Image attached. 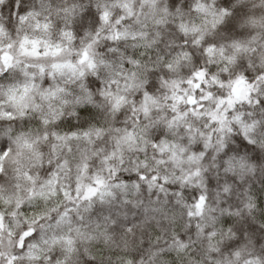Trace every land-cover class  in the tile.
<instances>
[{
    "label": "trees",
    "instance_id": "obj_1",
    "mask_svg": "<svg viewBox=\"0 0 264 264\" xmlns=\"http://www.w3.org/2000/svg\"><path fill=\"white\" fill-rule=\"evenodd\" d=\"M153 1L0 0V47L41 37L76 67L0 73V264H264V0Z\"/></svg>",
    "mask_w": 264,
    "mask_h": 264
},
{
    "label": "rangeland",
    "instance_id": "obj_2",
    "mask_svg": "<svg viewBox=\"0 0 264 264\" xmlns=\"http://www.w3.org/2000/svg\"><path fill=\"white\" fill-rule=\"evenodd\" d=\"M150 1L154 3L153 0ZM88 60L89 59L86 60L85 58H83V64L86 65ZM20 61L38 63L42 68H52L56 70L57 74L63 76L64 83H68L69 85H71L70 83H72L73 81V77L70 76L71 73L75 71L76 67L71 63L69 53L67 51H63L60 48L48 45L47 41L44 38L37 37L33 40H25L24 42H21L19 44L0 47V73L8 69L12 64L17 65L16 63ZM31 86L32 85H16V83L13 82L5 90L3 89V99H5L4 103L9 108L5 111L6 115L11 116L12 114H14V112H19V110H23L22 108L25 109L29 105L28 90H30ZM46 95L48 96V99L45 100V102L50 101L53 105L55 100H61L62 102H66L67 100L64 84L61 85V83L58 82L54 84V87H52L51 90L46 93ZM223 103L224 101H220L218 105L222 106ZM3 109H0V116H2L1 114H4L2 112ZM50 112L51 110L48 111V113ZM22 139L23 138H21V140ZM20 147H22L27 152V150L29 151L31 149V144L28 142L24 144L23 142V144L21 143ZM26 152H24V156L26 155ZM4 155L0 157V164L2 163V157ZM68 186V176L66 175V171L64 170L60 175H54V177L48 180L37 196L39 197V199H41V201H44L46 203L48 199H54V197H57V188L59 187L61 195L68 197ZM94 188L95 187L89 189H92L94 191ZM57 201L60 202L61 199H58ZM44 235L45 232H43V238L39 242H30L28 250L23 254L24 258H39L41 256V253L43 252L41 250L43 245L49 247L50 243L54 244L55 242H57V240H55L53 237L50 238V240L47 239L40 245V242L46 239V236ZM66 242L71 243L72 240L68 237Z\"/></svg>",
    "mask_w": 264,
    "mask_h": 264
},
{
    "label": "water",
    "instance_id": "obj_3",
    "mask_svg": "<svg viewBox=\"0 0 264 264\" xmlns=\"http://www.w3.org/2000/svg\"><path fill=\"white\" fill-rule=\"evenodd\" d=\"M28 234H29V232H28Z\"/></svg>",
    "mask_w": 264,
    "mask_h": 264
}]
</instances>
